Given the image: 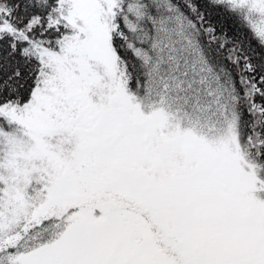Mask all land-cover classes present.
I'll return each instance as SVG.
<instances>
[{"label": "snow or ice", "instance_id": "snow-or-ice-1", "mask_svg": "<svg viewBox=\"0 0 264 264\" xmlns=\"http://www.w3.org/2000/svg\"><path fill=\"white\" fill-rule=\"evenodd\" d=\"M0 264H264V0H0Z\"/></svg>", "mask_w": 264, "mask_h": 264}]
</instances>
